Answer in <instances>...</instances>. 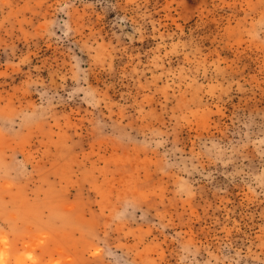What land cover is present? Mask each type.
<instances>
[{"label":"rangeland","instance_id":"1","mask_svg":"<svg viewBox=\"0 0 264 264\" xmlns=\"http://www.w3.org/2000/svg\"><path fill=\"white\" fill-rule=\"evenodd\" d=\"M0 264H264V0H0Z\"/></svg>","mask_w":264,"mask_h":264}]
</instances>
